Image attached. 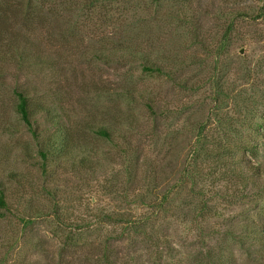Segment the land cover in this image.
<instances>
[{
    "label": "rangeland",
    "instance_id": "rangeland-1",
    "mask_svg": "<svg viewBox=\"0 0 264 264\" xmlns=\"http://www.w3.org/2000/svg\"><path fill=\"white\" fill-rule=\"evenodd\" d=\"M201 126L233 155L220 169V144L205 141L193 168L208 176L194 189L211 209L208 246L225 264H264V236L246 231L264 230V0H0V264H99L102 246L121 264H201L174 237L194 218L182 179ZM171 193L178 208L148 231L160 253L141 226Z\"/></svg>",
    "mask_w": 264,
    "mask_h": 264
},
{
    "label": "trees",
    "instance_id": "trees-1",
    "mask_svg": "<svg viewBox=\"0 0 264 264\" xmlns=\"http://www.w3.org/2000/svg\"><path fill=\"white\" fill-rule=\"evenodd\" d=\"M233 31L231 30V32L229 33H225L224 38H228V36L230 35V33H232ZM198 33H196L194 36H197ZM199 38L200 35H198ZM202 41L201 39L199 40V44H201ZM224 47L220 46L219 47V52H223ZM155 70L159 71L160 69L155 67ZM151 70V69H149ZM214 75L217 72V70H219V62H215L214 63ZM17 97H18V113L21 116V119L26 123V125H28L29 127H32V122H31V113H30V109H29V101L26 97V95L23 92H17L16 93ZM259 127V131H257V133L260 132V125ZM96 134L99 136H103L106 138H111L110 133L108 132V130L104 129V128H99L96 131ZM226 136V135H225ZM197 140H196V145H195V149H194V153H193V163H195L192 167L195 169H198V167L200 165H202L203 163L199 162L198 159V154L200 153V146L202 144H204L205 141H210V140H215L216 144H220L222 150H220L215 156H217V160H218V164H220V169H224V167H228L230 166L229 163H231V160L233 159V155L231 154L230 151H228L225 147L224 144H222V142L219 141V139H214L215 136H211L210 134L207 133L206 128L205 127H200V129L198 130L197 136H196ZM240 138V137H238ZM246 138V137H245ZM66 139H68V137H66ZM250 142V140L248 139L247 144ZM238 144V143H237ZM254 142L252 139V147L251 149H247V151L252 154L253 156L255 155V147L253 146ZM48 145L43 146V149H41L40 151V155L41 158L43 159V161L45 162H49L50 163V154H52L53 152L51 150H58L56 147H52V149L46 148ZM45 147V148H44ZM254 150V151H253ZM202 152V151H201ZM212 153L208 154L211 155ZM245 158V157H243ZM248 159V158H245ZM229 161V162H227ZM239 164H242L241 161L239 162ZM211 167V166H210ZM209 167V169H210ZM213 166L211 167V170H213ZM215 170V169H214ZM259 169H255L252 166L247 170L248 173L252 172V174H247V177H254L256 176V173L258 172ZM188 173H190L188 171ZM185 174L184 179H182L183 182L189 181L192 189L190 191V193H187V197L185 198V201L188 200L187 198H195L196 199V203H193V206L191 208H189L187 210V212H185L184 209V205L186 204L185 202L182 203V210L183 212L187 213V216H193L194 218L191 219L190 221H183L182 227L183 230L180 231V233L178 232V234H176L174 237H178V238H184L183 240L186 242V244H188V246L193 247V249L195 250L194 252V259L197 260H201V264H225L229 259L227 255L224 254L223 249L220 247L218 249H212L208 246V241L210 240L211 235H216V233H210V231H208L209 225H210V213H211V209L208 206V202H205L203 200L204 198V193H195L194 189L196 188L195 185L197 184L198 181H205L207 179V175H202L199 171H193L190 173L192 176L190 177L189 174ZM238 173V172H237ZM234 169L230 174L229 179H232L233 177H237L240 172L237 174ZM183 174V175H184ZM258 174V173H257ZM259 174L261 175V173L259 172ZM212 175V174H211ZM241 176V175H240ZM245 177V174H244ZM244 177L241 176L242 180V185L243 188H247V186H249L250 184L245 183V181L243 182ZM185 178L187 180H185ZM223 178V177H222ZM182 184L184 183H180L178 185H176L174 188L176 190V194H180L182 190ZM175 190H173V192L175 193ZM174 195H164L161 199V201L158 203L157 205V211L154 212V214L150 217H147V220H145V225L141 226L143 228L146 229H142L141 230V234L144 232V236L145 241L147 242L148 240V245H153L155 238H153V234L152 232L148 233L149 228H151L152 231V223L153 222H157V218L159 217V213L164 212L166 210H168L170 212V209L175 211L178 208V205L176 204V198L173 197ZM199 200V201H198ZM179 203V202H178ZM9 200H8V196L7 193L4 191L3 187L0 184V211L1 210H8L9 209ZM190 207V206H189ZM172 212V211H171ZM165 216V215H164ZM217 218H221L223 217V215L219 213H216ZM130 220H127L125 228L128 230L129 234L133 233V234H137L139 232L140 229H137L138 225L135 226L136 224V219L129 217ZM26 220V219H25ZM124 220V219H122ZM29 222L32 221V219L28 220ZM146 226V227H145ZM246 231H249L250 234L255 235L257 238H262L264 236V230L261 229L260 227H257L254 223V221H250V225H247L246 227ZM132 230V231H131ZM230 235V231L228 232ZM183 234V235H182ZM227 234V233H226ZM228 235V234H227ZM71 239V237H70ZM69 240L71 246L73 245L72 240ZM157 246H156V251L157 252H163L164 247L162 245H159V242L157 241ZM68 246H70L69 244H67ZM66 246V245H65ZM67 247V246H66ZM102 248V249H101ZM100 248V251H102V256L100 257V259L98 260L99 264H121L123 263V259L122 257H119L118 254H114V251H111L109 249V247L107 246H102ZM179 260V258H178ZM167 264H179L178 262L172 263V262H167Z\"/></svg>",
    "mask_w": 264,
    "mask_h": 264
}]
</instances>
